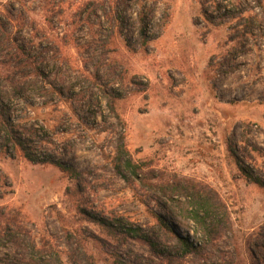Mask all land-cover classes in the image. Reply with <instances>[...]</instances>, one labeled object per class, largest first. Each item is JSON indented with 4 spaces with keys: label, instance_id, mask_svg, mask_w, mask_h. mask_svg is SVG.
<instances>
[{
    "label": "rangeland",
    "instance_id": "1",
    "mask_svg": "<svg viewBox=\"0 0 264 264\" xmlns=\"http://www.w3.org/2000/svg\"><path fill=\"white\" fill-rule=\"evenodd\" d=\"M0 116V264H264V0H0Z\"/></svg>",
    "mask_w": 264,
    "mask_h": 264
},
{
    "label": "trees",
    "instance_id": "2",
    "mask_svg": "<svg viewBox=\"0 0 264 264\" xmlns=\"http://www.w3.org/2000/svg\"><path fill=\"white\" fill-rule=\"evenodd\" d=\"M110 105L113 109L114 116L116 119H118L119 122H121V117L120 115L115 111L114 106H113V101H110ZM1 117V116H0ZM3 120L0 118V123L7 132V136L9 138L10 142H13L15 145L19 146L21 150L23 151L24 155L31 161L33 162H44V163H50L55 166H57L66 176H68L70 179L76 180L78 183L83 179L84 173L77 168L74 164L66 162L64 160H61L59 158H54L50 157L47 160H40L39 157L35 156V154L32 153L31 146L29 145V141L27 139L23 140L21 138H16L14 130L10 127V124L8 122L3 123ZM119 142L120 145L117 148L118 152V158L121 160L120 163H118V168L121 169L123 168L125 172L132 173L137 180L143 179V169L141 166L133 160V158L130 156L129 151L127 149L126 145V135L125 133L120 134L119 136ZM128 155V157H126ZM123 159V160H122ZM242 170L244 168L242 167ZM245 174H247V177L249 179H252V176H249L247 171H245ZM257 184L263 186V182L258 179L254 178L253 179ZM162 187L163 192L166 194L170 192L177 193L178 195L184 196L191 200V205H190V211L193 213V219L197 222L204 223L206 224L207 219L211 218L213 221V215H211L213 211V202L211 199L203 193V191L198 190V188L195 185H190V183H181L180 181H174V183L170 186V184H166ZM173 197V196H172ZM155 217L162 223L163 225L166 226V222L163 220V217L161 215H155ZM213 223H215L213 221ZM134 231V230H133ZM135 233L137 237H140L146 241H149L147 238L142 237L138 234V232L135 230ZM179 241L181 244L188 250L193 249L192 243L188 241L187 238L179 236ZM197 249V248H194Z\"/></svg>",
    "mask_w": 264,
    "mask_h": 264
}]
</instances>
